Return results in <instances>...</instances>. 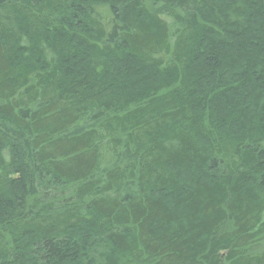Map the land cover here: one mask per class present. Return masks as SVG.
<instances>
[{
    "label": "trees",
    "instance_id": "16d2710c",
    "mask_svg": "<svg viewBox=\"0 0 264 264\" xmlns=\"http://www.w3.org/2000/svg\"><path fill=\"white\" fill-rule=\"evenodd\" d=\"M264 0H0V264H264Z\"/></svg>",
    "mask_w": 264,
    "mask_h": 264
},
{
    "label": "rangeland",
    "instance_id": "374dc122",
    "mask_svg": "<svg viewBox=\"0 0 264 264\" xmlns=\"http://www.w3.org/2000/svg\"><path fill=\"white\" fill-rule=\"evenodd\" d=\"M261 245L264 246V242H261Z\"/></svg>",
    "mask_w": 264,
    "mask_h": 264
}]
</instances>
